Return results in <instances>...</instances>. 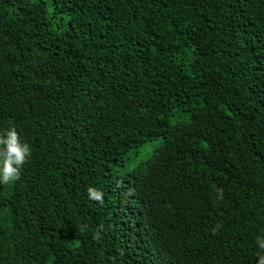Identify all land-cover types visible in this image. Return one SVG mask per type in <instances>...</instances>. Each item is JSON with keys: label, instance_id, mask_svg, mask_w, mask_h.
Segmentation results:
<instances>
[{"label": "trees", "instance_id": "16d2710c", "mask_svg": "<svg viewBox=\"0 0 264 264\" xmlns=\"http://www.w3.org/2000/svg\"><path fill=\"white\" fill-rule=\"evenodd\" d=\"M9 127L0 264H255L264 0H0Z\"/></svg>", "mask_w": 264, "mask_h": 264}, {"label": "clouds", "instance_id": "9594fccd", "mask_svg": "<svg viewBox=\"0 0 264 264\" xmlns=\"http://www.w3.org/2000/svg\"><path fill=\"white\" fill-rule=\"evenodd\" d=\"M31 154V146L21 139L16 128L9 127L0 131V185L18 181ZM86 194L89 200L103 203V192L96 187H88ZM255 249V264H264V231L255 237Z\"/></svg>", "mask_w": 264, "mask_h": 264}]
</instances>
